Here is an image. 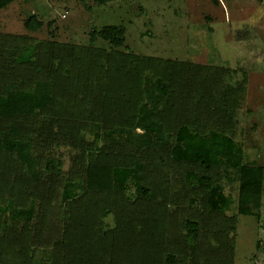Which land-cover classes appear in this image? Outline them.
<instances>
[{
	"label": "rangeland",
	"instance_id": "374dc122",
	"mask_svg": "<svg viewBox=\"0 0 264 264\" xmlns=\"http://www.w3.org/2000/svg\"><path fill=\"white\" fill-rule=\"evenodd\" d=\"M31 18L39 24L34 30L24 26ZM105 27L122 29L120 47L98 35ZM0 34L24 39L14 46L0 41V94L30 92L42 81L54 95V103L37 117L0 118V137L28 141L41 166L52 161L63 176L60 183L59 176L39 169L40 181L26 182L19 193L31 188L29 193L53 194L69 181L81 185L82 192L95 191L88 189L89 167L110 153L122 154L106 141L105 133L117 128L124 115H136L147 78L160 79L175 96L154 113L165 131L161 148L172 145L177 126L167 125L166 118L177 115L179 124L195 133L214 130L232 137L243 149L244 162L264 170V0H16L0 10ZM76 52L84 56L81 61L92 85L85 81L80 94L71 97L63 88L76 81V66L68 62ZM60 89L64 92L56 93ZM152 151L123 153L131 156L128 165L141 162L149 168ZM120 159L111 166H123ZM4 161L13 168L7 167L6 178L17 181L14 156L5 154ZM210 175L233 200L224 214L229 226L216 218L215 225L204 219L197 239L164 241L147 264H203L197 255L215 258L226 244L229 255L233 250L232 264H264V184L258 217L242 216L235 210V176L214 170ZM50 181L53 186L40 189ZM201 196L200 190L194 196L199 211ZM10 198L6 195L0 204ZM101 222L104 231L117 226L111 212ZM203 240L210 245L200 254L195 250ZM153 246L139 248L151 252ZM169 255L172 263L166 261Z\"/></svg>",
	"mask_w": 264,
	"mask_h": 264
},
{
	"label": "trees",
	"instance_id": "16d2710c",
	"mask_svg": "<svg viewBox=\"0 0 264 264\" xmlns=\"http://www.w3.org/2000/svg\"><path fill=\"white\" fill-rule=\"evenodd\" d=\"M15 1L0 0V10ZM31 20L24 26L30 30L38 28L39 24ZM98 35L114 47L123 44L122 29L105 27ZM14 38L0 34L3 43L14 46L24 42L23 38ZM73 57L68 62L73 61V67L76 66L77 78L69 82L71 87L64 85L63 89L70 92L66 95L77 97L84 82L91 87L92 80L85 71L87 65L82 64L84 56L78 53ZM22 59L24 63L29 62L25 57ZM63 92L60 89L56 93ZM141 92L143 101L136 115L121 116L117 128L105 133L106 141L122 154L117 157L110 153L105 160L89 167L87 185L90 190L95 187V191L82 192L81 185L69 181L53 194L29 193L31 188L19 193L26 182L40 181L39 169L59 176L60 183L63 176L52 161L41 166L28 141L8 135L0 137V203L6 195L11 197L5 205L0 204V264H147L155 260L160 243L174 240L179 244L183 239H197L199 225L204 219L215 225L216 218L229 226L230 219L224 214L230 210L233 200L224 194L222 184L214 183L210 175L213 170L225 177L230 173L235 176L238 182L236 214L258 217L263 168L244 162L243 149L232 137L214 130L195 133L188 125L179 124L177 115L166 118L167 125L177 126L171 135L172 145L161 148L165 131L155 121L154 113L159 107L173 103L175 96L170 95L167 85L160 79L150 81L147 78ZM53 103L49 84L36 81L30 92L0 94V118L37 117ZM135 148H154L148 154L149 168L141 162L128 165L131 156L123 152ZM5 154L15 158L19 172L17 181L5 176L7 167L12 168L5 161L1 162ZM161 157L165 158V163L160 162ZM117 158H121L117 161L124 165L112 167ZM49 183L46 187L40 185V189L53 186L52 181ZM199 190L202 191L199 206L203 211L197 209L198 199L194 197L199 196ZM36 199L40 200L39 205ZM171 207L174 208L169 210ZM107 210L114 214L117 226L104 231L101 219L109 213ZM207 242L200 241L195 251L201 254L205 251L203 248L209 247ZM142 245H154L155 250L142 251L139 248ZM227 248V244L220 248L215 258L211 254L205 255L206 258L197 255V258L203 259V264H232L233 250L231 247L229 255ZM166 261L172 263L173 257L169 255Z\"/></svg>",
	"mask_w": 264,
	"mask_h": 264
}]
</instances>
